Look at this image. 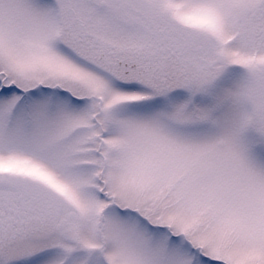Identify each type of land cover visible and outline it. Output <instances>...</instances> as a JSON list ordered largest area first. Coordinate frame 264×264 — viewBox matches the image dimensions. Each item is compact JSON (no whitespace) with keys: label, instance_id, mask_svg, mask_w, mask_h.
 <instances>
[{"label":"snow or ice","instance_id":"snow-or-ice-1","mask_svg":"<svg viewBox=\"0 0 264 264\" xmlns=\"http://www.w3.org/2000/svg\"><path fill=\"white\" fill-rule=\"evenodd\" d=\"M0 264H264V0H0Z\"/></svg>","mask_w":264,"mask_h":264}]
</instances>
